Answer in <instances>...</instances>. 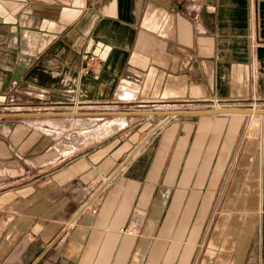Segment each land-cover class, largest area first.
I'll return each mask as SVG.
<instances>
[{
	"label": "crops",
	"instance_id": "0c3cea01",
	"mask_svg": "<svg viewBox=\"0 0 264 264\" xmlns=\"http://www.w3.org/2000/svg\"><path fill=\"white\" fill-rule=\"evenodd\" d=\"M214 104L264 109V0H0V264H264V114Z\"/></svg>",
	"mask_w": 264,
	"mask_h": 264
},
{
	"label": "rangeland",
	"instance_id": "374dc122",
	"mask_svg": "<svg viewBox=\"0 0 264 264\" xmlns=\"http://www.w3.org/2000/svg\"><path fill=\"white\" fill-rule=\"evenodd\" d=\"M194 105H191L190 107L187 106H182V107H178V108H187V109H183V110H193L195 109V107H193ZM209 106V105H208ZM202 108H209V107H202ZM256 109H258V107H254ZM72 114V116H67L64 118H53L50 119V121H52L55 129V132H59V134L57 137L61 138V137H72V135L75 134V132L77 133L78 130H81V127L83 129V127H85L87 130H93V129H107L109 127V120L111 119L109 115H99V116H84L79 113V109H72L69 110ZM107 112H109L108 110H105ZM103 111V112H105ZM75 115V116H74ZM34 127H38V128H46L45 122H38L37 124H33ZM61 128H63L64 130H61ZM39 134H35L34 136H37ZM58 141V140H57Z\"/></svg>",
	"mask_w": 264,
	"mask_h": 264
},
{
	"label": "water",
	"instance_id": "95a60500",
	"mask_svg": "<svg viewBox=\"0 0 264 264\" xmlns=\"http://www.w3.org/2000/svg\"><path fill=\"white\" fill-rule=\"evenodd\" d=\"M202 113L208 115L214 114H264V109H256L251 107H234V106H224V107H214L202 110H181L175 111L173 113Z\"/></svg>",
	"mask_w": 264,
	"mask_h": 264
},
{
	"label": "built area",
	"instance_id": "2783aa9c",
	"mask_svg": "<svg viewBox=\"0 0 264 264\" xmlns=\"http://www.w3.org/2000/svg\"><path fill=\"white\" fill-rule=\"evenodd\" d=\"M93 58L94 57H91L90 59L91 60H93ZM213 107H209V108H214V107H224V106H226L225 104H214V105H212ZM252 108H254V107H252ZM183 109H187V108H185V107H183L182 109H180V110H183ZM207 109V108H206ZM93 212H95V210H93ZM132 227H130L129 229H125L126 230V232H130V231H132Z\"/></svg>",
	"mask_w": 264,
	"mask_h": 264
},
{
	"label": "bare ground",
	"instance_id": "6f19581e",
	"mask_svg": "<svg viewBox=\"0 0 264 264\" xmlns=\"http://www.w3.org/2000/svg\"><path fill=\"white\" fill-rule=\"evenodd\" d=\"M116 124H117V123H116ZM116 124H115V126L118 125V124H117V125H116ZM110 125H111V124H110ZM111 126H112V125H111ZM111 126H110V127H111ZM108 129H109V128H108ZM80 136H81V134H80ZM83 137H84V135L82 136V138H83ZM77 138H78V137H77ZM67 142H68V141H67ZM72 142H74V141H72ZM75 144H76V143H75Z\"/></svg>",
	"mask_w": 264,
	"mask_h": 264
}]
</instances>
